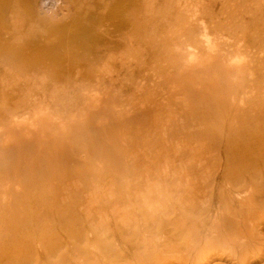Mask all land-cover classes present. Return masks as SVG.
I'll list each match as a JSON object with an SVG mask.
<instances>
[{
	"label": "bare ground",
	"instance_id": "1",
	"mask_svg": "<svg viewBox=\"0 0 264 264\" xmlns=\"http://www.w3.org/2000/svg\"><path fill=\"white\" fill-rule=\"evenodd\" d=\"M194 1L0 0V264L262 252L264 1Z\"/></svg>",
	"mask_w": 264,
	"mask_h": 264
},
{
	"label": "rangeland",
	"instance_id": "2",
	"mask_svg": "<svg viewBox=\"0 0 264 264\" xmlns=\"http://www.w3.org/2000/svg\"><path fill=\"white\" fill-rule=\"evenodd\" d=\"M194 1V0H193ZM206 1V2H205ZM212 1V3L210 2V0H202V1H198V0H195L194 2H205L204 4H206V3H211V6H212V8H215L214 10H216L215 12L218 14V15H220V17H221V19H222V16H223V10H222V6H224L223 4H226L225 5V8L227 7V8H229L228 10H226V11H230V9L232 10H235L236 8H237V6L236 5H238V4H241V1L243 2V1H246L247 2V4L249 3L250 5H251V3L253 2V1H250V2H248L247 0H217V2H216V4H214L215 2L214 1H216V0H211ZM235 1V2H234ZM261 1H264V0H260V2ZM223 2H225V3H223ZM259 2V3H260ZM231 3V4H230ZM255 3H258V1L257 2H255ZM213 4V5H212ZM234 4V5H233ZM246 3L244 4L245 6H244V8H242L241 6H239V9L241 10H246L243 14V16H244V18L246 19V20H249L250 19V17H251V15L249 14V12H248V10L250 9L249 7L250 6H248ZM215 5H216V7H215ZM246 5L248 6V8H246ZM262 5H264V4H262ZM214 6V7H213ZM226 8V9H227ZM222 10V11H221ZM222 13V14H221ZM239 13H240V11H239ZM225 14V13H224ZM247 15H249V16H247ZM38 49H39V47H37ZM39 51V50H38ZM40 53V52H39ZM130 88V87H129ZM128 90H130V89H128ZM37 94V97L35 96V99H37V100H39V91L37 90V92H36ZM78 94H76V96H80V92L78 91L77 92ZM38 103H39V107H43V103L41 102V100L40 101H37ZM40 102H41V104H40ZM80 103H82L81 104V108H87V104H85L84 102H80ZM84 103V104H83ZM42 105V106H41ZM84 106V107H83ZM71 117H73V116H71ZM71 117L69 118V117H66V119H65V121L68 123V121L71 123V125H72V127H74V125H76L72 120H71ZM68 119H70V120H68ZM74 124V125H73ZM106 127V126H105ZM118 134H120V133H118ZM93 138H96V139H99V137H96V136H94L93 135ZM95 139V140H96ZM105 138H100V143H101V141H103ZM104 144H106L105 142H104ZM260 228H262L261 230H262V235H261V238H260V246H261V251L262 252H260L259 253V255H257L256 257H254L253 258V264H264V228H263V224L260 226ZM222 259V260H221ZM233 260H235V259H233L231 256H228V255H226V256H223V257H220V259L218 258L217 259V262L215 261L214 263H211V262H209L208 264H218V262L220 263H223V264H239L238 263V261L237 260H235V261H233ZM237 261V262H236Z\"/></svg>",
	"mask_w": 264,
	"mask_h": 264
}]
</instances>
